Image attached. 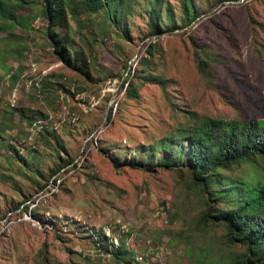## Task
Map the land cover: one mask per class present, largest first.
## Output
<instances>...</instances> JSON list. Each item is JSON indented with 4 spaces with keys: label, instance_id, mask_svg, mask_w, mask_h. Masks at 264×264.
<instances>
[{
    "label": "rangeland",
    "instance_id": "374dc122",
    "mask_svg": "<svg viewBox=\"0 0 264 264\" xmlns=\"http://www.w3.org/2000/svg\"><path fill=\"white\" fill-rule=\"evenodd\" d=\"M190 1L195 16L181 27V0H164L170 27L154 34L142 1L118 26L101 10L80 27L69 20L66 32L76 42L70 50L83 52L88 77L55 57L37 11L29 12L31 28H12L15 37L0 31V121L15 108L6 130L17 138L26 124L19 112H49L60 121L55 133H38L36 151L24 147L19 159L0 139V264H226L240 252L221 226L200 222L205 206L184 167L146 171L127 164L136 146L172 133L190 121L189 113L264 118V0ZM191 41L207 54L205 72L196 66ZM149 43L155 51L146 57ZM32 50L39 69L49 68L50 82H73V94L47 88L36 99L19 85L10 103L14 83L6 74L18 64L29 73ZM143 57L166 84L137 81V95L128 97L122 82L139 72ZM114 155L123 160L117 166ZM99 232L106 237L102 245L95 241ZM117 251L119 258L112 254Z\"/></svg>",
    "mask_w": 264,
    "mask_h": 264
},
{
    "label": "trees",
    "instance_id": "16d2710c",
    "mask_svg": "<svg viewBox=\"0 0 264 264\" xmlns=\"http://www.w3.org/2000/svg\"><path fill=\"white\" fill-rule=\"evenodd\" d=\"M139 1L143 2L141 6L147 14L146 26L151 34L170 27L163 21L161 8L164 0H36L34 3L33 0H0V31L8 29L5 36L15 37L12 28H31L28 25L31 17L29 12L32 9L37 11L38 16L46 22L44 36L55 57L65 66L88 77V70L82 68L88 66L83 52L78 47L70 50V46L76 42L66 32L69 29V20L80 27L86 17L89 18L91 14L101 10L105 20L118 26L121 21L125 22L127 14H131V6ZM223 1L226 0H216L217 3ZM35 3L38 4L37 8ZM27 7L26 14L22 13ZM181 12L180 25L185 27L195 16L190 0H181ZM80 14H84V18ZM191 44L196 66L200 72H205L208 60L204 57L207 54L195 42L191 41ZM145 51L146 57L153 55L155 44L149 43ZM146 57L141 59L139 72L132 73L122 82L128 97L137 95V81L153 83L161 88L166 84L162 75H155L147 70ZM3 67L6 72L11 70L4 65ZM21 72L22 67L19 64L12 69L8 77L11 84L19 78ZM49 75L41 81L43 93L47 88L56 87L69 92L64 84L50 82ZM9 108L7 116L0 121V139L3 137L6 148L19 159L21 153L9 142V130H6L12 129L10 116L15 110L13 107ZM189 114L190 121L181 124L172 133L159 138L155 143L136 146L134 152L129 154L127 164L146 171L155 167H184L189 173L191 183L198 187L205 206L198 216L200 222L203 225L218 224L224 230L223 237L226 242L241 247L240 252L232 255L226 264H264V118L239 120L194 117ZM18 116L26 123L33 117L32 114L24 115V112H19ZM105 119L109 122V111ZM53 132L55 133L54 130H45L44 133ZM115 158L118 160L114 161V166L123 161L118 155H114ZM243 166L251 174L242 173L240 170ZM210 201L215 204H210ZM99 234L95 241L102 245L101 240H106V237L103 234V237H99ZM112 254L119 258L122 252Z\"/></svg>",
    "mask_w": 264,
    "mask_h": 264
},
{
    "label": "built area",
    "instance_id": "2783aa9c",
    "mask_svg": "<svg viewBox=\"0 0 264 264\" xmlns=\"http://www.w3.org/2000/svg\"><path fill=\"white\" fill-rule=\"evenodd\" d=\"M40 63L36 61V54L34 50L30 52V55L28 57V72H21L19 75V80L18 79L14 82V86L11 89V96H10V103H12L11 100L14 101V96H15V89L21 85L22 88L26 90H30V93L33 95L34 98L36 99H41L43 97V92L41 90V81L42 79L47 75L48 69L49 68H43L39 69ZM6 77H9V73L6 74ZM20 84H19V83ZM55 83H60L63 84L62 80H58ZM69 92H73L75 88V84L71 82L70 84L64 85ZM59 90L61 88H58ZM58 90V92H59ZM79 93L83 92H78L74 95H79ZM60 100L62 99V96H58ZM116 102L113 103L112 108H111V115L114 114L115 108H116ZM59 116H62V112H60ZM70 116V117H69ZM69 121L71 123H75L78 120V117L74 114H69ZM60 121L58 119H53V116L49 112L42 113L40 115L33 116L31 120H29L28 123L25 124L24 128L22 129V134L20 138H17L15 132L13 133H8L10 137V143L13 144L19 152L24 150V147L26 149H37V145L35 143V136L38 133H44L45 130H56L57 125ZM106 122L105 124H107ZM10 132V131H8ZM106 233L109 232L108 227L105 228ZM141 257L135 258V262H138Z\"/></svg>",
    "mask_w": 264,
    "mask_h": 264
}]
</instances>
